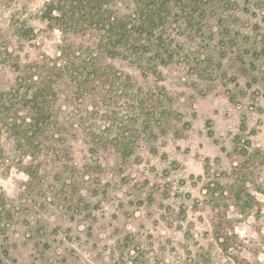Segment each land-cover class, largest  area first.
<instances>
[{"label":"rangeland","instance_id":"obj_1","mask_svg":"<svg viewBox=\"0 0 264 264\" xmlns=\"http://www.w3.org/2000/svg\"><path fill=\"white\" fill-rule=\"evenodd\" d=\"M46 2L0 0V51L14 50L0 64L2 97L20 75L16 59L60 62ZM229 4L192 37L170 27L174 58L160 76L134 78L151 118L115 91L109 106L98 94L62 101L71 133L43 145L51 170L38 180L10 130L25 111L0 113V264H264V0ZM17 20L34 29L30 45L6 36ZM89 132L120 138L115 154L132 151L98 165Z\"/></svg>","mask_w":264,"mask_h":264},{"label":"trees","instance_id":"obj_2","mask_svg":"<svg viewBox=\"0 0 264 264\" xmlns=\"http://www.w3.org/2000/svg\"><path fill=\"white\" fill-rule=\"evenodd\" d=\"M229 5V0H48L41 20L49 30L60 33V62L36 60L21 66L16 59L14 65L20 75L8 92H2L6 98L0 95V113L25 111L10 130L19 147L30 149L31 160L24 167L28 177L35 181L51 170V158L42 154L43 145L71 133L63 128L59 115L62 101L76 103L98 94L109 106V93L115 91L130 98L135 109H146L145 99L137 93L141 87L134 78L160 76V64L174 58L175 39L169 28L178 27L192 37L201 32L214 6L224 10ZM9 25L6 32L3 30L18 45L35 41L34 29L26 22L17 20ZM10 46L3 45L0 64L12 59L14 50H7ZM257 56L264 59V46ZM119 66L128 72L119 71ZM154 110L146 109L145 117L151 118ZM110 114L106 111L104 116L110 119ZM149 118L141 122L146 132L150 130ZM86 140L88 152L97 158L98 165L99 161L113 165L132 151L131 146H124L115 154L113 148L122 143L117 137L111 142L89 132ZM239 207L246 212L252 202H240Z\"/></svg>","mask_w":264,"mask_h":264}]
</instances>
